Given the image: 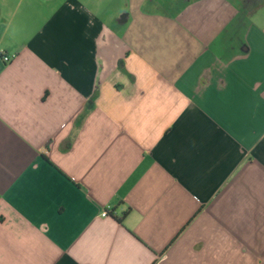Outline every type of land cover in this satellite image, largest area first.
Instances as JSON below:
<instances>
[{"label": "crops", "instance_id": "0c3cea01", "mask_svg": "<svg viewBox=\"0 0 264 264\" xmlns=\"http://www.w3.org/2000/svg\"><path fill=\"white\" fill-rule=\"evenodd\" d=\"M0 264H264V0H0Z\"/></svg>", "mask_w": 264, "mask_h": 264}, {"label": "built area", "instance_id": "2783aa9c", "mask_svg": "<svg viewBox=\"0 0 264 264\" xmlns=\"http://www.w3.org/2000/svg\"><path fill=\"white\" fill-rule=\"evenodd\" d=\"M11 59H12L11 56H7V55L3 56V61H4V62H10ZM101 215H102L103 217H107V216H109V208L106 209V210H103V212L101 213Z\"/></svg>", "mask_w": 264, "mask_h": 264}]
</instances>
